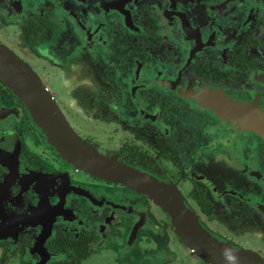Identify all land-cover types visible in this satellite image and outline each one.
<instances>
[{
  "label": "flooded vegetation",
  "instance_id": "af4514ba",
  "mask_svg": "<svg viewBox=\"0 0 264 264\" xmlns=\"http://www.w3.org/2000/svg\"><path fill=\"white\" fill-rule=\"evenodd\" d=\"M0 45L84 145L264 259V0H0ZM60 146L0 77V264H215L162 189Z\"/></svg>",
  "mask_w": 264,
  "mask_h": 264
},
{
  "label": "water",
  "instance_id": "95a60500",
  "mask_svg": "<svg viewBox=\"0 0 264 264\" xmlns=\"http://www.w3.org/2000/svg\"><path fill=\"white\" fill-rule=\"evenodd\" d=\"M0 77L27 105L30 110L42 116L48 123L52 133L60 140L62 153L73 163L84 170L105 178L115 175L132 174L162 189L164 200L161 203L167 207L175 231L183 242L197 255L215 264H264V259L253 252L234 247L204 228L195 213L174 195L172 190L156 182L149 175L135 171L126 165L115 164L92 151L84 145L74 133L59 121L58 111L54 109L50 95L33 75L30 69L5 47L0 45ZM159 199V198H158Z\"/></svg>",
  "mask_w": 264,
  "mask_h": 264
},
{
  "label": "rangeland",
  "instance_id": "374dc122",
  "mask_svg": "<svg viewBox=\"0 0 264 264\" xmlns=\"http://www.w3.org/2000/svg\"><path fill=\"white\" fill-rule=\"evenodd\" d=\"M183 243V245H185L186 247H188L184 242H182ZM202 262V261H201ZM201 262H197V263H195V264H202Z\"/></svg>",
  "mask_w": 264,
  "mask_h": 264
}]
</instances>
